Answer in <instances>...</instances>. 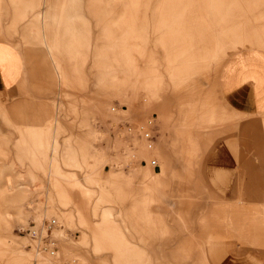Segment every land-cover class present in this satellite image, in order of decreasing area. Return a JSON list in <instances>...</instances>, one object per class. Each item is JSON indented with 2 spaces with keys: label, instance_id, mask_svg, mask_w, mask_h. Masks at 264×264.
Wrapping results in <instances>:
<instances>
[{
  "label": "rangeland",
  "instance_id": "374dc122",
  "mask_svg": "<svg viewBox=\"0 0 264 264\" xmlns=\"http://www.w3.org/2000/svg\"><path fill=\"white\" fill-rule=\"evenodd\" d=\"M0 67V264H264V0H0Z\"/></svg>",
  "mask_w": 264,
  "mask_h": 264
},
{
  "label": "crops",
  "instance_id": "0c3cea01",
  "mask_svg": "<svg viewBox=\"0 0 264 264\" xmlns=\"http://www.w3.org/2000/svg\"><path fill=\"white\" fill-rule=\"evenodd\" d=\"M224 69V68H223ZM221 78V87L226 89L225 91V98L227 102L235 109L244 112V113H255L258 110V103H257V94H256V88L252 81H245L242 83H239L238 85L231 86L229 82L225 79ZM16 85V83H8L6 81V78L4 76V73L0 67V92L2 94L8 93L12 90V88ZM259 120V118H254L251 121ZM214 162H217V160H214ZM213 161H211V164H214ZM208 168L214 167L210 166ZM220 171H223L222 169H219ZM218 170V171H219ZM224 177V176H223Z\"/></svg>",
  "mask_w": 264,
  "mask_h": 264
},
{
  "label": "built area",
  "instance_id": "2783aa9c",
  "mask_svg": "<svg viewBox=\"0 0 264 264\" xmlns=\"http://www.w3.org/2000/svg\"><path fill=\"white\" fill-rule=\"evenodd\" d=\"M152 123L153 120H150L149 122V128L142 129L141 137L145 138V140L149 143V146L151 147L153 142H154V137L155 135L153 134L152 131ZM152 165L154 167H157L158 163L156 159L152 160ZM58 222H56V219H52L51 221L48 220L45 222L44 226L41 228L40 232V240L42 241V245L46 248V250L52 255V256H57L59 253V247H58V240L52 235V231L54 228H57ZM45 230L47 234L45 236H42V232ZM37 233V232H34ZM73 263V262H70ZM67 262H63V260H59L58 263L55 264H70Z\"/></svg>",
  "mask_w": 264,
  "mask_h": 264
},
{
  "label": "bare ground",
  "instance_id": "6f19581e",
  "mask_svg": "<svg viewBox=\"0 0 264 264\" xmlns=\"http://www.w3.org/2000/svg\"><path fill=\"white\" fill-rule=\"evenodd\" d=\"M149 122H150V119L148 120L147 125H146V124H145V125H141L140 127L143 128V129L149 128ZM143 140L146 141L145 138H143ZM141 142H143V141H141ZM146 142H147V141H146ZM147 143H148V142H147ZM152 147H153V144H152V146L150 147V146H149V143H148V148L150 149V148H152ZM152 160H153V159H152ZM152 160H151V162H150L151 165H152ZM151 165H150V166H151ZM151 167H154V166L152 165ZM53 219H55V218H53ZM51 220H52V219H51ZM51 220H50V221H51ZM56 222H58L57 219H56ZM44 224H45V222H44ZM44 224H43V226H44ZM43 226H42V227H43ZM58 226H60L59 223H58ZM42 227H41V228H42ZM44 232H46V231L43 230V233H44ZM39 246H40L39 248L41 249V252L46 253V254H50V253L46 250V248H45L41 243L39 244ZM50 255H51V254H50ZM70 264H73V263H70Z\"/></svg>",
  "mask_w": 264,
  "mask_h": 264
}]
</instances>
